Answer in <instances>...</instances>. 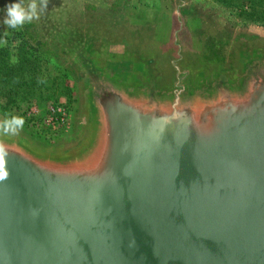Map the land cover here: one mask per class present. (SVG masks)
Masks as SVG:
<instances>
[{
	"label": "water",
	"instance_id": "water-1",
	"mask_svg": "<svg viewBox=\"0 0 264 264\" xmlns=\"http://www.w3.org/2000/svg\"><path fill=\"white\" fill-rule=\"evenodd\" d=\"M129 66L65 142L0 132V264H264V80L217 98L197 72L163 106Z\"/></svg>",
	"mask_w": 264,
	"mask_h": 264
},
{
	"label": "rangeland",
	"instance_id": "rangeland-1",
	"mask_svg": "<svg viewBox=\"0 0 264 264\" xmlns=\"http://www.w3.org/2000/svg\"><path fill=\"white\" fill-rule=\"evenodd\" d=\"M105 1L46 0L45 6L37 0L39 18L12 28L4 23L6 5L22 2L27 6L30 0H0V37L8 39L0 47V98L4 103L2 96L11 97L17 104L6 114L0 106V121L23 117V133L45 147L70 139L83 122L85 98L74 68L63 58L53 61L46 47L28 33L37 30L36 26L44 32L48 20L54 24L52 34L60 28H87L88 35L98 36V42L107 38L127 42L141 36L161 41L181 28L190 42L204 37L227 41L240 36L264 41V0H133L130 10L117 15L108 11ZM90 4L97 8L94 14H79ZM46 90H51L53 99L42 103ZM59 92L62 94L57 96ZM52 108L60 109L62 119L52 120Z\"/></svg>",
	"mask_w": 264,
	"mask_h": 264
},
{
	"label": "flooded vegetation",
	"instance_id": "flooded-vegetation-1",
	"mask_svg": "<svg viewBox=\"0 0 264 264\" xmlns=\"http://www.w3.org/2000/svg\"><path fill=\"white\" fill-rule=\"evenodd\" d=\"M104 3L108 5L109 12L121 14L130 10L133 0H106ZM96 10V6L90 4L84 8L87 13L83 11L79 14H94ZM151 10L156 11L153 8ZM83 18L84 21L87 20L85 16ZM53 25L52 20H48L44 32L36 26L37 30H29L28 33L37 42L42 43L41 46L46 47V53L51 55L53 61L63 58L74 68L80 87L85 93V103L88 102L91 113L99 110L103 101L112 96L110 86L104 85L105 76L108 74V68L106 69L108 61L115 64L127 63L130 65L129 68H136L138 72H142L144 68L148 77L147 84L141 88L142 98L149 103L163 106L167 105L159 102L157 94L174 100L177 95L181 96L184 93L185 80H188L190 74L197 72L204 75V79L198 83L204 87L208 86L210 92L217 98H227L233 94L229 91L239 87L237 80L240 79V74L247 76L248 80L251 78L255 81L264 80V41H258L256 38L240 36L242 38L235 37L224 41L204 37L201 41L190 42L188 34H184L181 28L180 32H175L171 38L168 36L161 41H151L141 36L127 42H115L109 40L111 38L98 42V36L88 35L90 30L87 28L80 30L60 28L52 34ZM6 41L7 38L0 37V47ZM110 47L112 51L108 50ZM33 48L36 49L35 46ZM152 72L155 74L157 72V75L164 74L166 83L163 87L168 90L167 92L157 90V84L151 76ZM244 86L247 87L246 79ZM184 104L174 103L172 106L179 107Z\"/></svg>",
	"mask_w": 264,
	"mask_h": 264
},
{
	"label": "clouds",
	"instance_id": "clouds-1",
	"mask_svg": "<svg viewBox=\"0 0 264 264\" xmlns=\"http://www.w3.org/2000/svg\"><path fill=\"white\" fill-rule=\"evenodd\" d=\"M46 6V0H42ZM7 14L4 23L12 28L22 26L25 22H31L34 18L38 19L37 0H30L25 6L22 2L6 5ZM24 125L23 117L12 116L9 119L0 121V132L4 134H17ZM7 151L0 146V181L7 179Z\"/></svg>",
	"mask_w": 264,
	"mask_h": 264
},
{
	"label": "trees",
	"instance_id": "trees-1",
	"mask_svg": "<svg viewBox=\"0 0 264 264\" xmlns=\"http://www.w3.org/2000/svg\"><path fill=\"white\" fill-rule=\"evenodd\" d=\"M8 85H9V87L10 88H12L13 87V84H12V81H9L8 82ZM50 91L51 90H46V94H44L43 96H44V98L43 99H41L42 101H40V102H46V101H49V100H52L53 98H52V94L50 93ZM54 92L53 93H56L55 92V90H53ZM32 94H34V93H32ZM58 95L57 96H59L60 94H62V92H59V93H57ZM47 95V96H46ZM56 96V97H57ZM2 97H4V103L2 102V98H0L1 99V111L2 112H4L5 114L6 113H8V112H10V111H12V110H14L15 108H17V104L15 103V100L13 99V98H11V97H5V96H2ZM39 97V96H38ZM37 97V98H38ZM56 97H55V99H56ZM36 98V99H37ZM55 101V100H54ZM38 102V101H37ZM39 103V102H38ZM42 103H39V104H42Z\"/></svg>",
	"mask_w": 264,
	"mask_h": 264
},
{
	"label": "built area",
	"instance_id": "built-area-1",
	"mask_svg": "<svg viewBox=\"0 0 264 264\" xmlns=\"http://www.w3.org/2000/svg\"><path fill=\"white\" fill-rule=\"evenodd\" d=\"M56 111H57V112H56ZM51 112H52V117H53L52 120H54V121L56 120V121H57V120L62 119V118H61V114H60V109L55 110V108H52V109H51ZM52 120H51V121H52Z\"/></svg>",
	"mask_w": 264,
	"mask_h": 264
}]
</instances>
